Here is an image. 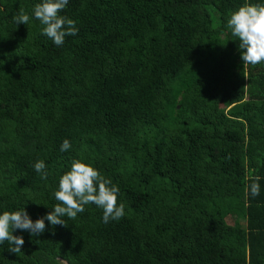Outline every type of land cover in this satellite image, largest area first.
I'll list each match as a JSON object with an SVG mask.
<instances>
[{"label": "trees", "instance_id": "trees-1", "mask_svg": "<svg viewBox=\"0 0 264 264\" xmlns=\"http://www.w3.org/2000/svg\"><path fill=\"white\" fill-rule=\"evenodd\" d=\"M41 2L0 0V214L53 211L74 160L118 186L125 214L106 223L89 203L16 230L0 264H264V61L243 64L226 26L246 0H69L78 33L61 46Z\"/></svg>", "mask_w": 264, "mask_h": 264}, {"label": "clouds", "instance_id": "clouds-1", "mask_svg": "<svg viewBox=\"0 0 264 264\" xmlns=\"http://www.w3.org/2000/svg\"><path fill=\"white\" fill-rule=\"evenodd\" d=\"M69 0H42L33 9L34 18L43 25L42 34L51 39L57 46L63 45L66 36L78 33L76 22L67 16L60 15ZM30 15L23 10L13 17L14 22L27 24ZM227 28L233 36L239 38V49L243 50V64L257 65L264 61V4L246 2L230 15ZM71 147L65 139L61 151ZM46 164L38 160L34 169L47 178ZM260 177H254L248 185L249 194L255 198L260 194ZM119 188L110 178L103 176L96 168L81 160L72 162L71 170L63 174L59 180V190L55 192L58 201L53 211L33 221L25 208L18 211H4L0 214V244L7 241L8 250L12 253L21 251L25 241L23 236L13 235L16 230L28 231L32 236H38L46 230L45 221L51 225L67 226L64 217L75 219L78 213L84 211V206L93 203L103 209V220H119L125 214L124 204L117 203Z\"/></svg>", "mask_w": 264, "mask_h": 264}, {"label": "rangeland", "instance_id": "rangeland-1", "mask_svg": "<svg viewBox=\"0 0 264 264\" xmlns=\"http://www.w3.org/2000/svg\"><path fill=\"white\" fill-rule=\"evenodd\" d=\"M225 1V3L226 4H229V5H231V4H240L241 2H242V0H224ZM240 100H243V97L242 96H239V101ZM228 224H230V225H237V226H239L240 227V225L242 226L243 225V221L242 220H239V219H232V218H230V219H228V222H227Z\"/></svg>", "mask_w": 264, "mask_h": 264}]
</instances>
